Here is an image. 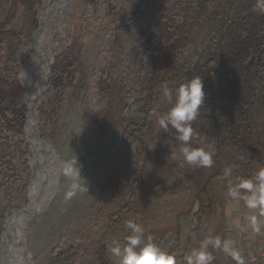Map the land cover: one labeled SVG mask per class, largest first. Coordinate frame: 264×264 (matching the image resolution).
I'll use <instances>...</instances> for the list:
<instances>
[{
    "label": "trees",
    "instance_id": "1",
    "mask_svg": "<svg viewBox=\"0 0 264 264\" xmlns=\"http://www.w3.org/2000/svg\"><path fill=\"white\" fill-rule=\"evenodd\" d=\"M47 1L0 0V236L6 213L27 199L31 148L25 134V87L18 74ZM134 1L135 10L144 12L160 0ZM255 2L168 0L137 30L125 75L116 73L122 64L117 56L99 74L91 136L97 142L110 132L121 133L126 172L110 181L103 221L85 234L62 237L44 264H117L109 257L107 238L124 217L143 227L176 264H186L207 236L230 240L228 181L253 179L264 167V14L254 11ZM197 75L206 97L191 122L189 143L213 153L211 167L184 163L181 143L153 119L155 112L172 107L164 87L174 99L175 89ZM91 82L83 41L76 36L57 51L48 88L34 104L42 141L53 139L66 99H78ZM183 218L191 221L186 228ZM131 232L128 227L122 231V246ZM206 251L212 264H239L232 250L209 246Z\"/></svg>",
    "mask_w": 264,
    "mask_h": 264
},
{
    "label": "rangeland",
    "instance_id": "2",
    "mask_svg": "<svg viewBox=\"0 0 264 264\" xmlns=\"http://www.w3.org/2000/svg\"><path fill=\"white\" fill-rule=\"evenodd\" d=\"M49 1L38 13V30L40 13ZM167 1L160 0L154 3L151 8L140 12L138 8L135 10L134 0H93L89 5L82 6L76 3V0H68L65 6L64 34H61L62 27L57 26L53 27V34H50V37L46 33L43 42L48 44L46 50L49 52V57L44 63V73L49 58L52 56L54 61L57 51L78 36L83 41V60L92 82L87 90L78 96V99L69 97L66 99L59 115L58 130L53 139L44 141L51 144L53 150L54 169L57 170V190L46 211L36 221L28 224L24 231L17 236L16 245L18 247V243L22 241L30 264H44L62 237L68 234L77 235L92 231L107 214L110 181L117 174L123 175L126 172V163L123 161L125 141L119 131H113L94 142L91 136V109L95 82L99 74L109 66L116 56L122 61V64L117 66L116 73L122 77L125 75V61H128L127 56L134 47L137 30L151 18L157 16V8ZM50 20L49 16L47 22L49 23ZM31 48L32 42L22 56L18 74V78L25 87L26 96L28 94L33 96L38 92L35 88L37 78L35 68L40 69L42 64L37 54L33 60H30ZM34 111L37 116L38 128V113L35 109ZM75 156L79 164L82 165L81 175L87 181L88 191H77L69 199L66 198V193L69 190L70 181L63 175L62 165ZM30 158L31 151L29 160ZM31 179L26 190V203L18 209L10 210L4 216L0 249L5 218L12 211L21 210L26 206ZM172 179L170 178L169 181L171 182ZM128 222H130L129 217H124L121 223L112 230L107 238L108 250L113 246V242L120 243L119 237L122 231L127 228ZM190 223L189 218L182 219L184 228ZM109 257L113 262H117L110 251Z\"/></svg>",
    "mask_w": 264,
    "mask_h": 264
},
{
    "label": "clouds",
    "instance_id": "3",
    "mask_svg": "<svg viewBox=\"0 0 264 264\" xmlns=\"http://www.w3.org/2000/svg\"><path fill=\"white\" fill-rule=\"evenodd\" d=\"M254 11L264 14V0H256ZM163 95L172 107L166 112H155L153 119L163 133L181 143L180 155L184 163L196 167H211L213 153L203 148H193L189 143L194 135L191 122L196 119L206 97L202 78L197 75L181 84L175 89L174 99L173 91L167 86L164 87ZM150 147L154 150L155 145ZM171 158L177 159L175 154ZM81 170L82 165L76 156L63 163V175L70 181L66 198L70 199L77 191H88V184L82 177ZM226 195L244 200L250 209L260 208L261 215H264V167L259 168L253 179L240 176L229 179ZM249 221L252 229L259 232L261 221L256 216L249 217ZM127 227L132 232L126 237V243L122 246L119 242H113L109 249L117 264H176L175 257L154 244L151 235H146L143 227L132 222H128ZM209 246L231 251V241H222L219 236H207L201 242L200 249L185 258L186 264H212L214 258L206 251ZM232 254L239 259L238 253Z\"/></svg>",
    "mask_w": 264,
    "mask_h": 264
},
{
    "label": "bare ground",
    "instance_id": "4",
    "mask_svg": "<svg viewBox=\"0 0 264 264\" xmlns=\"http://www.w3.org/2000/svg\"><path fill=\"white\" fill-rule=\"evenodd\" d=\"M68 0H50L39 16V30L37 31L33 45L29 54L30 60H33L37 54L42 61L40 69L35 68L37 74L36 90L40 91L45 87V80L49 64L44 73V63L49 57L46 50L47 43L43 42L46 33L50 37L53 34V27H62L65 23V6ZM72 3V1H71ZM51 17L48 23V17ZM56 27V28H57ZM48 42V41H47ZM27 56V55H26ZM36 59V58H35ZM52 56L49 58L51 62ZM34 69V66H33ZM35 91V90H34ZM37 93L32 96L28 94L27 106L29 113L25 124V131L30 141L31 158L29 164L32 171L30 189L28 188L27 206L23 211H12L4 221L1 260L0 264H30L29 258L25 253L22 241L16 245L17 236H19L26 226L33 223L44 213L54 198L57 190L56 168L54 169L53 150L51 144L40 142L38 139L39 131L37 128V116L31 109V103Z\"/></svg>",
    "mask_w": 264,
    "mask_h": 264
},
{
    "label": "crops",
    "instance_id": "5",
    "mask_svg": "<svg viewBox=\"0 0 264 264\" xmlns=\"http://www.w3.org/2000/svg\"><path fill=\"white\" fill-rule=\"evenodd\" d=\"M242 199L230 198L226 204L225 213L228 218L231 237L247 234L253 243V246L264 239V215H261V209H250ZM256 216L261 221L259 232L252 229L249 217ZM238 249V248H237ZM235 248V250H237Z\"/></svg>",
    "mask_w": 264,
    "mask_h": 264
},
{
    "label": "built area",
    "instance_id": "6",
    "mask_svg": "<svg viewBox=\"0 0 264 264\" xmlns=\"http://www.w3.org/2000/svg\"><path fill=\"white\" fill-rule=\"evenodd\" d=\"M229 241L231 250L239 255V264H264V239L254 246L247 234L231 237Z\"/></svg>",
    "mask_w": 264,
    "mask_h": 264
},
{
    "label": "water",
    "instance_id": "7",
    "mask_svg": "<svg viewBox=\"0 0 264 264\" xmlns=\"http://www.w3.org/2000/svg\"><path fill=\"white\" fill-rule=\"evenodd\" d=\"M36 33H34L33 36H32V45H33V39H34ZM61 34L62 35L64 34V25L62 26V32H61ZM52 63H53V59H51V62H50L49 67H48L47 76H46V80H45V87L43 89H41L40 91L37 92V95H36L35 99L31 103V109L32 110H34V104H35V102L43 94V92L47 89L48 79H49V76H50V66H51ZM26 107H27V115H26V121H27V116H28V113H29V107L27 106V104H26ZM26 121H25V124H26ZM25 134H26V131H25ZM26 137L29 140L27 134H26ZM38 139H39L40 142H42L41 141V138H40V135H38ZM45 143H47V142H45ZM26 206H27V204H26ZM26 206L23 209H21V210H17V212L23 211L26 208Z\"/></svg>",
    "mask_w": 264,
    "mask_h": 264
}]
</instances>
